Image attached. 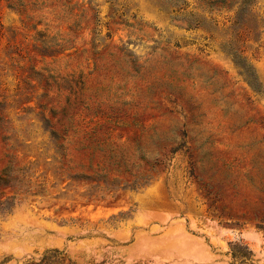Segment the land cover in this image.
Segmentation results:
<instances>
[{"label":"rangeland","instance_id":"rangeland-1","mask_svg":"<svg viewBox=\"0 0 264 264\" xmlns=\"http://www.w3.org/2000/svg\"><path fill=\"white\" fill-rule=\"evenodd\" d=\"M0 264H264V0H0Z\"/></svg>","mask_w":264,"mask_h":264},{"label":"trees","instance_id":"trees-1","mask_svg":"<svg viewBox=\"0 0 264 264\" xmlns=\"http://www.w3.org/2000/svg\"><path fill=\"white\" fill-rule=\"evenodd\" d=\"M233 54V53H232ZM234 57L235 63L240 67V69L242 71H244V75L246 77L247 82L250 84L251 87L255 86L254 84V80L255 77L253 75V71L252 69L249 67L248 64L245 63L244 59H242L240 56H238L237 54L234 53V55H232ZM253 76V77H252ZM234 259L235 256L233 255ZM43 260L45 261V263H51V260L47 257L44 256Z\"/></svg>","mask_w":264,"mask_h":264}]
</instances>
